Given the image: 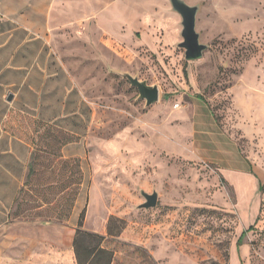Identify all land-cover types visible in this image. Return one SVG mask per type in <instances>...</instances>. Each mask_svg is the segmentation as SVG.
<instances>
[{
	"label": "rangeland",
	"instance_id": "obj_1",
	"mask_svg": "<svg viewBox=\"0 0 264 264\" xmlns=\"http://www.w3.org/2000/svg\"><path fill=\"white\" fill-rule=\"evenodd\" d=\"M183 1L199 6L197 60L177 48L168 0L95 5L64 48L87 69L65 124L85 150L72 217L83 211L81 229L104 237L111 264H264V0ZM123 74L155 85L158 101L145 107ZM16 121L31 145L38 119ZM140 192L156 206L138 209Z\"/></svg>",
	"mask_w": 264,
	"mask_h": 264
},
{
	"label": "crops",
	"instance_id": "obj_2",
	"mask_svg": "<svg viewBox=\"0 0 264 264\" xmlns=\"http://www.w3.org/2000/svg\"><path fill=\"white\" fill-rule=\"evenodd\" d=\"M111 3L0 0V264H76L72 214L63 222L12 218L31 159L16 120L32 117L67 131L66 120L79 114L83 102L75 72L87 69L80 70L63 50L86 34L95 5ZM61 153L64 159H83L85 150L79 140Z\"/></svg>",
	"mask_w": 264,
	"mask_h": 264
},
{
	"label": "trees",
	"instance_id": "obj_3",
	"mask_svg": "<svg viewBox=\"0 0 264 264\" xmlns=\"http://www.w3.org/2000/svg\"><path fill=\"white\" fill-rule=\"evenodd\" d=\"M36 125L38 130L34 132L30 145L33 158L16 199V213L12 214V218L29 212L33 217L65 221L72 214L83 180L78 159H64L61 155V148L74 142V138L40 120ZM40 158H43L42 162H39ZM83 217L82 211L72 241L76 264H111L113 253L102 247L104 237L81 229ZM117 221L115 218L108 220V236H119L123 227L115 233L111 227Z\"/></svg>",
	"mask_w": 264,
	"mask_h": 264
},
{
	"label": "water",
	"instance_id": "obj_4",
	"mask_svg": "<svg viewBox=\"0 0 264 264\" xmlns=\"http://www.w3.org/2000/svg\"><path fill=\"white\" fill-rule=\"evenodd\" d=\"M171 10L180 18V38L181 42L177 44V48L183 50L184 59L186 61H194L202 56V52L206 49V45L199 41V34L195 31L196 15L199 6L187 5L183 0H168ZM128 81L130 87L137 90L138 100L144 101L145 107H149L158 101V89L155 85L148 86L145 82L139 81L136 77L123 74ZM10 101L11 98H8ZM144 199V203L138 206V209L154 208L157 204V194L155 192L147 194L140 192Z\"/></svg>",
	"mask_w": 264,
	"mask_h": 264
}]
</instances>
